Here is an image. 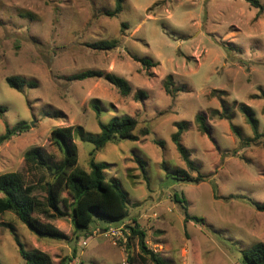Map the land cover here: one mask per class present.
Instances as JSON below:
<instances>
[{
  "label": "rangeland",
  "instance_id": "374dc122",
  "mask_svg": "<svg viewBox=\"0 0 264 264\" xmlns=\"http://www.w3.org/2000/svg\"><path fill=\"white\" fill-rule=\"evenodd\" d=\"M115 6L116 0H0V136L6 125L28 127L0 145V175L19 173L26 185L37 187L53 182L25 154L40 149L51 164L61 162L51 143L57 128L81 126L98 136L100 123L132 117L136 135L149 130L139 142L120 139L98 149L75 140L79 167L89 170L93 159L119 182L129 202L127 220L114 226L97 221L90 232L75 235L70 218L44 219L69 237L56 241L37 238L6 213L0 216V263L26 264L5 223L26 250L38 249L56 264L64 258L71 264H152L138 239H131L136 220L149 250L170 264H242L244 251L264 243V213L245 199L264 204V10L245 0H124L123 12L107 17ZM111 41H118L116 49L94 48ZM133 57L159 66L147 72ZM88 71L127 80L131 95L122 97L102 78L69 80ZM168 76L180 89L174 97L163 87ZM9 77L37 87L19 92L7 84ZM220 91L226 93L228 118ZM138 93L147 98L137 101ZM95 100L102 107L99 116ZM241 104L254 111L259 140H253ZM199 115L206 117L210 137L195 123ZM180 122L189 124L182 145L208 176L203 183L176 180L178 170L197 177L172 141ZM137 159L145 163V174ZM175 194L204 225L185 223ZM35 197L43 200V191L38 188ZM110 227L119 235L106 236Z\"/></svg>",
  "mask_w": 264,
  "mask_h": 264
},
{
  "label": "trees",
  "instance_id": "16d2710c",
  "mask_svg": "<svg viewBox=\"0 0 264 264\" xmlns=\"http://www.w3.org/2000/svg\"><path fill=\"white\" fill-rule=\"evenodd\" d=\"M245 1L259 11L264 10L259 0ZM123 5L124 0H116L114 11L106 13V16L115 18L123 12ZM117 47L118 41L102 42L94 45L95 49L106 51L116 49ZM133 60L140 63L147 72L159 66L158 63L147 59L133 57ZM148 76L152 77L153 74L149 73ZM95 78H102L113 85L122 97L126 98L132 93V87L127 80L101 71L83 72L70 77L69 80L84 81ZM6 81L12 89L19 92H22L25 88L37 87L35 83L28 82L20 77H9ZM163 87L165 93L171 97H174L180 91V89L175 87L172 76L166 78ZM219 94L222 96L220 98L221 107L224 110L225 117L228 118V115L226 116L227 102L223 99L226 93L220 91ZM145 98H147V94L145 93H138L135 96L137 101H142ZM92 107L99 116L102 111L100 102L95 100L92 103ZM239 111L252 129L254 134L253 140H259L263 135L259 133V123L254 111L244 104L239 106ZM3 115L4 109L0 107V116L3 117ZM195 123L203 134L208 137L211 136L205 116H197ZM99 127L101 133L98 136L88 134L81 126L54 129L51 133V143L62 154V160L57 164H51L48 157L40 149H32L25 154L26 162L47 172L54 178L53 182L48 180L43 185L37 187L26 185L23 176L19 173L0 175V216L6 213H13L37 238L56 241H67L69 237L61 233L53 225L46 223L44 219L70 218L75 235L90 232L89 230H91L92 225L97 221L107 226H114L120 225L127 220L130 216L129 202L119 182L114 179H108L105 172L107 165L97 164L93 159L89 163V170L79 167L75 140L78 138L82 142H89L98 149L104 148L108 143L120 139L139 142L142 137L149 135V130H143L140 135H136L135 131L138 127V122L132 117L115 119L108 124L100 123ZM176 127L177 132L173 134L172 141L188 170L197 174V177L193 178L186 171L178 170L176 172V180L195 184L205 182L208 176L200 173L199 169L191 161L187 150L182 145V136L188 130L189 124L180 122L176 124ZM27 130L28 127L25 125L13 128L6 125L5 134L0 136V145L7 143ZM231 130L241 140L240 131L233 125H231ZM247 142L250 143L252 140H248ZM157 144L162 143L158 142ZM137 163L145 174V163L139 159H137ZM38 188L44 193L43 200L35 197V192ZM245 199L258 212L264 213V204L257 203L251 199ZM174 201L180 205L185 223L193 222L197 225H204L203 219L189 214L187 201L184 198H179L175 194ZM133 223L134 225L129 227L131 239H138L141 253L147 256L152 264H170L158 254L149 250L145 242L144 232L140 230V226L136 220H133ZM3 226L14 235L15 242L19 248V254L26 264H56L48 254L38 249L26 250L11 224L4 223ZM71 262V258H64L58 264H71ZM241 262L242 264H264V243H257L249 250L244 251Z\"/></svg>",
  "mask_w": 264,
  "mask_h": 264
},
{
  "label": "built area",
  "instance_id": "2783aa9c",
  "mask_svg": "<svg viewBox=\"0 0 264 264\" xmlns=\"http://www.w3.org/2000/svg\"><path fill=\"white\" fill-rule=\"evenodd\" d=\"M99 232V231H98ZM105 235L106 236H112V237H116L119 235V232L116 231L114 228L110 227L109 229H107L105 231Z\"/></svg>",
  "mask_w": 264,
  "mask_h": 264
},
{
  "label": "crops",
  "instance_id": "0c3cea01",
  "mask_svg": "<svg viewBox=\"0 0 264 264\" xmlns=\"http://www.w3.org/2000/svg\"><path fill=\"white\" fill-rule=\"evenodd\" d=\"M55 220V219H54ZM53 226H55L53 223H51Z\"/></svg>",
  "mask_w": 264,
  "mask_h": 264
}]
</instances>
